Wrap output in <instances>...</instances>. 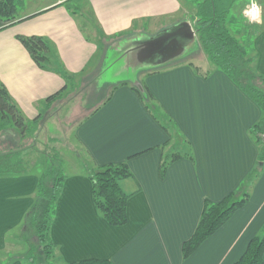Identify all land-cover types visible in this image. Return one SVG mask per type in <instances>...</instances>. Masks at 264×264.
<instances>
[{
	"label": "crops",
	"instance_id": "obj_1",
	"mask_svg": "<svg viewBox=\"0 0 264 264\" xmlns=\"http://www.w3.org/2000/svg\"><path fill=\"white\" fill-rule=\"evenodd\" d=\"M70 1L32 5L31 0H17L16 19H0V84L27 123L45 118L66 98L71 88L67 80L80 83L86 74L104 70L109 47L136 34L153 36L180 21L192 22L190 14L196 17L203 0H80L83 14L73 11ZM235 18L233 13L231 22L239 27ZM246 33L256 71L264 77V20L258 30ZM31 37L42 38L51 50L45 68L20 40ZM193 65L207 71L198 74ZM142 79L154 99H142L133 83L115 85L104 99L87 101L90 111L75 123L72 135L86 159H81L82 168L78 165L82 170L66 174L58 200L51 227L55 261L238 263L251 241L264 233V164L247 190V202L187 258L183 245L194 235L205 202L217 204L238 192L258 167L260 148L252 129L262 119V110L214 69L204 53L202 59L144 72ZM64 89L62 96L48 102ZM164 117L175 125L176 139L156 119ZM176 152L187 157L171 162L161 176L164 158ZM123 163L133 174L121 182L130 195L128 222L115 227L95 206L85 166ZM38 177L32 172L0 178L1 264H26V258L8 262L11 251L19 249L16 240L24 233Z\"/></svg>",
	"mask_w": 264,
	"mask_h": 264
},
{
	"label": "trees",
	"instance_id": "obj_2",
	"mask_svg": "<svg viewBox=\"0 0 264 264\" xmlns=\"http://www.w3.org/2000/svg\"><path fill=\"white\" fill-rule=\"evenodd\" d=\"M238 0H203L198 4L195 21L198 44L214 69L226 74L240 89H242L262 110V119L252 129V136L260 148L258 167L248 177L243 187L230 194L222 202L214 204L206 201L201 221L192 236L183 245L185 258L192 255L199 246L219 230L232 215L248 200V188L261 175L264 164V77L255 68L254 53L247 48L234 33L233 11ZM17 0H0V19L11 23L17 16ZM236 23V22H235ZM21 42L30 52L37 65L42 68L50 62L51 50L48 44L39 37L21 38ZM197 48V49H198ZM196 73L201 68L194 66ZM122 82L114 87L126 85ZM144 92L135 89L144 100L154 99L149 90L143 86ZM50 97L52 102L63 92ZM51 105V104H50ZM40 119V118H39ZM27 123L21 110L10 97L8 91L0 84V131L27 139L32 134L31 128L40 120ZM162 128L174 133V139L179 135L175 125L167 118H156ZM32 125V127H31ZM12 130L17 131L16 133ZM15 148L0 150V178L3 176L26 175L37 172L39 175L38 189L34 204L24 220V233L30 242V252L21 257H13L9 262L19 258H33L35 264H58L55 261L56 246L51 240V227L56 215L58 200L63 192L66 175L63 164L50 152H43L44 166L40 167L24 160L23 151ZM187 157L181 153H173L164 158L161 166V176L171 162ZM86 174L93 184V198L98 211L109 225L120 227L128 222V200L121 182L131 179L133 174L127 163L103 167L85 166ZM1 264V263H0ZM73 264H111L106 261L90 260ZM236 264H264V235L251 241L246 254Z\"/></svg>",
	"mask_w": 264,
	"mask_h": 264
},
{
	"label": "rangeland",
	"instance_id": "obj_3",
	"mask_svg": "<svg viewBox=\"0 0 264 264\" xmlns=\"http://www.w3.org/2000/svg\"><path fill=\"white\" fill-rule=\"evenodd\" d=\"M49 0H31L32 5H40L41 3H46ZM251 0H238L235 10L236 18L235 20L238 22L237 25L239 27H235L234 32L237 37L242 41V43L249 48L250 39L247 37L246 32L250 30V32H254L262 26V21L264 20V0H255L259 6H261V20L258 23H251L245 12L249 8ZM68 6L73 9V11L78 14H83V11L79 10L80 0H71L68 3ZM192 18V22H190L194 29L196 17L193 18V15L190 14ZM235 23V22H234ZM158 31L160 27L156 28ZM238 29V30H237ZM161 31V30H160ZM158 33V32H157ZM245 36L247 37L246 39ZM247 40L248 43H244ZM246 41V42H247ZM120 42V41H119ZM118 44L115 43L114 46L109 49L113 51V48ZM109 50V51H110ZM111 51L108 53L107 58L104 60L106 62L111 57L109 55ZM203 52L200 48L191 52L185 59L180 62L192 61V59H202ZM200 67V66H199ZM103 69V68H102ZM117 68L112 69L108 72H105V69L100 71L97 70L94 75L86 74L84 76L85 79L72 83L70 80H67L70 88V93L67 94L66 98L61 99L62 101L57 102L55 107L50 110V112L46 115L45 118L40 119V121L35 124L33 127L31 125L32 134H27V139L23 140L20 138V134L16 136H12L7 134L5 131H0V150L1 152L4 150H8L10 148H15V150L23 151V158L25 161L33 162L34 164H38L37 166H44L46 160L44 161V157L42 156L43 152H50L53 156L55 155L58 159V162L63 164L65 175H71L76 173V170H82L81 159H86L85 155L78 148L76 141L72 135V131L74 129L75 123L81 119V116L88 114L91 108H86L87 101H97L104 99L108 95H110L113 87L125 81H119V73H117ZM203 72L207 71V68H202ZM148 72V71H146ZM144 72H140L137 75V80L142 81V74ZM98 75V76H97ZM97 76V77H96ZM99 77V78H98ZM90 80H95L90 82ZM96 82V84H95ZM126 82L132 83L129 80ZM92 85V86H91ZM90 102V101H89ZM97 105L96 103H94ZM95 105H91L94 107ZM15 133L17 131L12 130ZM80 161V162H79ZM79 162V163H78ZM80 165V167L78 166ZM264 233L262 234V236ZM28 236H25V233L21 234L20 240H16L18 250L11 251L12 257L23 256V254H27L30 252V242L27 239ZM29 254V253H28ZM26 264H35V260L33 258L27 257Z\"/></svg>",
	"mask_w": 264,
	"mask_h": 264
},
{
	"label": "water",
	"instance_id": "obj_4",
	"mask_svg": "<svg viewBox=\"0 0 264 264\" xmlns=\"http://www.w3.org/2000/svg\"><path fill=\"white\" fill-rule=\"evenodd\" d=\"M198 48L197 32L187 21L173 24L153 36L136 34L116 45L109 55L105 72L117 68L119 81H131L141 93L140 72L157 70L187 57Z\"/></svg>",
	"mask_w": 264,
	"mask_h": 264
},
{
	"label": "clouds",
	"instance_id": "obj_5",
	"mask_svg": "<svg viewBox=\"0 0 264 264\" xmlns=\"http://www.w3.org/2000/svg\"><path fill=\"white\" fill-rule=\"evenodd\" d=\"M245 14L249 17V20L250 21H257V22L260 21L261 9L255 3V0H253V3L251 5V8L249 10H247Z\"/></svg>",
	"mask_w": 264,
	"mask_h": 264
},
{
	"label": "built area",
	"instance_id": "obj_6",
	"mask_svg": "<svg viewBox=\"0 0 264 264\" xmlns=\"http://www.w3.org/2000/svg\"><path fill=\"white\" fill-rule=\"evenodd\" d=\"M253 3V0L250 1V4H249V8L247 10H249L251 8V5ZM255 3L258 5V3L255 1ZM259 6V5H258ZM260 7V6H259ZM246 10V11H247ZM246 13V12H245ZM246 15V14H245ZM247 19L249 20V17L246 15ZM260 20H261V17H260ZM250 21V20H249ZM251 23H258L257 21H250ZM260 22V21H259Z\"/></svg>",
	"mask_w": 264,
	"mask_h": 264
}]
</instances>
